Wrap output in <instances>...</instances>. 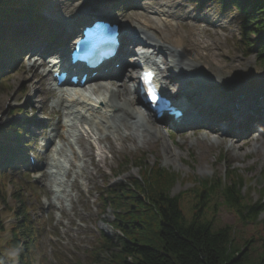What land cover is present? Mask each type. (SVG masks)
Returning a JSON list of instances; mask_svg holds the SVG:
<instances>
[{"label":"rangeland","instance_id":"374dc122","mask_svg":"<svg viewBox=\"0 0 264 264\" xmlns=\"http://www.w3.org/2000/svg\"><path fill=\"white\" fill-rule=\"evenodd\" d=\"M161 1L162 3L166 2V0ZM151 2L152 0H107L99 10L104 15L115 18L116 21L122 24V28L129 32L140 28L135 17H141L146 13H150ZM174 2L177 4L174 11L179 15H187L188 18H181L179 20L180 26L177 27L178 35H174V33L164 34L165 36H171V39L175 41L178 37L185 38V31L187 30L185 25L190 28L191 23L195 25V36L188 39L189 41L185 42L186 46L184 45L188 55L193 54L197 41H206L210 44L216 42L225 48L224 52L226 56L235 57L243 63L236 69L235 66L233 68L226 67L225 69L230 71L235 70L234 76L236 78L243 72L247 73L248 76L264 74V65L258 60L257 53L245 50L242 40V17L237 14L235 9L232 8L226 13H222L220 6L216 2L208 3L204 7H197L190 0H174ZM41 3L42 11L40 14L49 20V22L45 20L49 27H56L55 20L63 16L72 15L75 8L81 5L78 0H41ZM188 19L194 21L191 22ZM205 29L215 32L218 35V39L215 41L206 33L204 34ZM150 44L153 49L164 53L166 46L164 44L160 45L158 38L154 34L150 38ZM191 47L193 50H191ZM168 57L170 68L174 70L175 75H178L177 71L181 70L182 65L179 64L178 69H176L173 67L174 63H176L174 58ZM190 60L193 64V60ZM183 62L187 63L186 60H183ZM133 64L131 60L126 61L127 68L120 72V76L118 75L119 80L116 81L123 79V75L125 77L126 71H129ZM29 66L30 62L22 60H19L18 63L12 66V70L9 73V83L7 84L12 89L0 92V115L4 116L0 120V126H7L6 124L15 119L24 122L25 114L21 116L15 114L11 118V113H16L21 108L26 110L27 117L33 120L28 125L31 126L30 131L32 127L33 129H37L32 134L28 133L31 136H28L26 143L28 146H31V150L32 148H36L35 152L42 156L49 151L42 147L48 144L47 140L55 138V129L59 130V136L62 132V123L64 122L62 118L65 114L61 112V102L65 101V99L62 96H55L54 88L50 86L49 81L48 84L46 82L47 79L44 71H40L41 73L38 71L31 72L27 70ZM209 69L211 72L209 73V77L215 79L214 76H218L219 73H214L216 71L211 66ZM222 70L225 71L224 68ZM163 78L167 80L166 77ZM227 78H232L230 77V73H227ZM184 79L186 83V78ZM107 81L102 80L96 84H102ZM40 84L42 85L39 86ZM40 88L43 89L40 90ZM32 100H34L33 103ZM7 101H10V108L1 114L2 107H4ZM29 101H31L30 104ZM64 104L66 106L67 103L64 102ZM135 106L139 112H144L139 105L136 104ZM144 113L146 114V112ZM158 125L163 129L162 132L164 131V139H166L165 141L172 155L170 158L166 156L163 150L162 144H165L163 139L158 140L155 137L147 144L136 138L135 144H126L119 154L114 155L106 148L105 144H102L98 140L100 137L110 134L106 128L103 127V130L99 132L96 131L94 124L93 126L89 123L79 125L81 138L89 140L95 146L93 153L97 159L105 160L106 162L102 163L101 172L89 164L84 148L78 146L73 139L69 137L68 143H61L58 141L59 139L56 138L57 140L55 141L53 138L55 143L57 142L56 147H64L67 159L61 158L60 162L65 167H70V170L69 174L62 173V176L58 177L61 187L59 188L60 193L57 192L56 197L59 196L60 200H56L54 208L48 207L49 210L45 212L43 206H47L51 194H49V190L43 184V179H41L39 184H36L32 180L34 174L42 176V173L38 171L40 167L37 166L33 174H30V171H27V168H24V166L22 170L19 169L18 172H14L16 176L19 173L24 174V178L17 176V179H19L18 183L20 186L25 185L26 191L24 194L30 199V215L38 217L40 220V230L36 239L39 250L38 258L41 259L42 264H87L92 260L93 253L102 234L113 238L117 235L116 230H113L110 226L114 220L113 211L108 208L103 215L101 195L103 192L106 193L108 188L126 183L134 177L139 176L136 169L130 170L119 179L114 176V173L119 170L120 164L127 159L135 160L140 157H146L145 159H147L149 164L160 161L163 168L172 170L185 177L190 175L196 178L206 177L207 175L223 177L227 176L229 171L236 169L239 170V173L243 177L244 192L249 194V201L255 203L264 194L261 191L262 188L250 181L264 172V154L261 153V145L263 144L259 140H264V131L259 130V134H255L258 140L254 142L252 147H247V150L243 154H237L236 157L232 152L228 151L227 147L229 143L227 145L221 144L219 142L220 139L217 140L215 135H211V146L204 151L205 155L201 158L198 153L199 146L196 147L192 144L198 136L190 134L186 138L184 135L191 131L180 130L175 132L168 124L158 123ZM229 136H223L221 132L218 134V138L225 137L227 142L233 141L230 139L232 137ZM70 144L78 154V160L76 155H73ZM49 155L50 152L48 153ZM221 156L224 158V161H220L219 158ZM42 163L45 162L41 161L39 165ZM15 175H13V178ZM75 181L78 182L80 190L73 187ZM192 189L193 183L191 182L185 185L178 184L173 189L172 196H177L184 192L192 195L194 194L192 193ZM8 193L13 195L14 188L9 187ZM39 197H41V201ZM53 199L54 197L51 198L50 202ZM183 211L189 217L188 200L183 204ZM217 214L215 218L216 228L218 230L231 228L241 247H244L248 240L254 239L253 247L255 251L252 253L256 256L261 248V238L264 237L263 227L251 222L243 224L233 212L225 208L219 209ZM0 215L7 230V233L2 236L1 247L5 251L2 254L0 264H17L15 258L11 255V251L5 247V242L11 237L12 226L17 224L15 215L2 211L1 207ZM263 218L264 213L261 216V220ZM122 233L126 237H129L126 230H122Z\"/></svg>","mask_w":264,"mask_h":264},{"label":"trees","instance_id":"16d2710c","mask_svg":"<svg viewBox=\"0 0 264 264\" xmlns=\"http://www.w3.org/2000/svg\"><path fill=\"white\" fill-rule=\"evenodd\" d=\"M200 4L210 0H195ZM222 10L235 7L242 16V40L246 51H255L264 65V0H215ZM41 0H0V92L11 90L10 71L5 64L16 56L25 41L20 31L7 28L12 22H29L30 28L45 30L39 22ZM17 36V41L13 36ZM9 70V71H8ZM28 122V121H27ZM25 124L0 128V205L6 212H13L17 224L12 228V241L6 247L17 264H42L36 244L37 218L31 217L24 192L17 178L10 172L26 160ZM146 157L125 160L114 173L117 179L136 169L139 176L130 181L108 188L101 195L103 215L108 208L113 211L111 228L115 237L101 235L93 258L87 264H264V237L256 256L252 252L253 240L241 247L231 228L217 229L215 218L218 210L233 212L243 224L249 222L263 227L264 194L253 203L244 192V180L239 170L229 171L226 180L219 176H182L153 164ZM220 161H224L221 156ZM264 192V172L250 180ZM193 183L192 195L188 192L172 196L178 185ZM9 186H13L15 208L7 204ZM188 200L189 217L184 214L183 204ZM122 216V218H121ZM122 230H126V237ZM4 225L0 220V262ZM250 248V249H248ZM80 264V263H76Z\"/></svg>","mask_w":264,"mask_h":264},{"label":"bare ground","instance_id":"6f19581e","mask_svg":"<svg viewBox=\"0 0 264 264\" xmlns=\"http://www.w3.org/2000/svg\"><path fill=\"white\" fill-rule=\"evenodd\" d=\"M78 1H80L81 4L79 7L80 9L84 11L88 8L86 1ZM151 4V12L146 13L141 17H135V20L138 22L139 27L142 28L148 36H151V33H153L158 38L159 44H164V46H166L164 53L160 50H155L156 55L160 58L162 64V69L158 67L157 68L159 69L160 75L167 78L166 88L169 91L171 97H173V99H175L178 103L189 107L190 112L187 117L188 124L186 127L191 129V132L185 134L184 136L186 138H188L190 134L193 136H198L192 144L196 147L199 146L198 153L201 158H203L205 155L204 151H206L211 146V135H215L217 140L220 139L219 142L221 144L227 145L229 143L227 149L228 151L232 152L235 157L237 154H243L247 150V147H252L254 142L258 140L255 137V134L258 132V130H264V103H262L260 99V94H264V90H262L264 89V74L248 76L247 73L243 72L236 78L234 76L235 70L230 71L225 69L226 67L233 68L234 66L236 69L243 63L238 61V59L235 57L233 58L226 56L224 52L225 48L216 42L210 44L206 41H197L196 48L193 50L191 47L193 54L188 55L187 53V56L184 59L188 64L183 62V57L176 55L174 53V49L180 46L183 47L185 42L189 41L188 39L195 36V25H192L191 23V28L185 25L187 28L185 31V38L178 37V39L174 41L171 39V36H165L164 33H174V35H178L177 27L180 26L179 20L181 18H188L187 15H179L174 11V7L177 5L174 0H167V6L164 7L161 5V0H152ZM79 8H75L72 16H67L69 17L68 22L62 20L59 22V24L56 23V26L58 27H61V24L63 23L69 24L70 32L68 33L67 37L72 35V33H75V26L81 19L76 15V11ZM188 20L191 22L194 21L192 19ZM140 28H138V30H141ZM54 31L60 32L61 29L59 30L58 28V30ZM136 32L137 30L132 31V35H134ZM205 33L215 41L218 39V35L215 32H211V30L205 29L204 34ZM184 54H186V52ZM168 56H170V58L177 59L173 67L178 69L180 64L182 65L181 68L183 67V69H185H179L177 71L178 77H176L175 73L170 70L171 68ZM130 59L131 58L127 57L126 61H129ZM190 59L193 60V64ZM210 66L216 71L214 73H219L218 76H214L215 79L209 77V73H211L209 69ZM223 68L225 71L222 70ZM137 71L138 70L136 66L131 67L129 71H126L125 77L123 75V79L120 81L116 80H119L118 78L121 73L112 71L109 81L102 84H95L93 86V93L98 96L96 98L97 100L105 102L107 101L106 96L110 95L113 97L111 112L113 110L120 109V112L115 116L117 117L116 119L110 121L104 114L96 115V113H91L89 116L87 115L88 117H86V120L83 123L89 121L94 123L96 121L94 118H98V121L95 123V128L96 131L99 132L103 130V124L108 126L107 130L111 132L110 135L108 134L104 137H100L98 140L102 144H105L106 148L114 155L119 154L124 149L126 144L134 143L136 138L147 144L152 141V136H154L158 140L163 139L165 142V144H162L163 150L166 156L170 158L172 155L170 154L168 144L165 141L166 139H164V131L162 132L163 129H161L160 125H158V123L161 121H158L154 115L145 114L141 111L139 112L135 106L136 102L138 101L135 88V83L137 82ZM227 73H230V77L232 78H227ZM183 78H186V83L183 82ZM46 82L48 84L47 80ZM41 85L42 84L39 86ZM42 89L43 88H40V90ZM190 94L195 95V97L199 96V98H197L194 103V107L189 104L191 102V99L189 98ZM202 97L205 98L202 99ZM77 98L78 102H88L92 100V98H87L83 93L77 92L70 99V102L73 103ZM239 98L240 103L246 102L245 105L249 106L250 108H254V110L245 111L244 106L238 108H223V105H230L234 102V100ZM205 99L207 102L204 104ZM33 102L34 100H32V103ZM64 102L69 103V101L68 99H65V101L61 102V112L65 114V117L68 106L66 107ZM30 103L31 101H29V104ZM5 105L2 107L1 114L2 112H5ZM217 105L221 106L219 111H215L212 108V106L215 107ZM79 110L85 111L88 110V108L83 107L79 108ZM70 111H68V113ZM128 113H131V115L137 117L136 123L138 126L141 122L143 123L141 130L137 129L138 126L134 125L135 122L130 120ZM122 114L123 117L120 118L119 116ZM73 115L79 116L81 114L74 112ZM232 118L235 119V122L231 126L232 132H229V134H231L229 137H232L230 139L233 141L227 142L225 137L218 138V134L222 131V127L220 128V126L226 125V121L231 123V120L227 119ZM249 122L250 127L247 128V132L244 130V127H247ZM77 125L78 123L76 118L73 120L71 130L77 128ZM54 133H56L55 137L58 138L59 130L55 129ZM259 140L261 141V144H263L261 145V153L264 154V140ZM65 141H68V139H65ZM76 144L84 148L86 154L85 156L88 158L89 163L101 172L102 163L106 162L105 160L97 159V157L94 155L93 151L95 146L85 138H77ZM52 154L58 156L60 154V150L57 149L56 152H52ZM46 160V166L50 167L51 171H45L42 178H44L45 181L49 183L55 178L54 172L60 173L62 169L56 160L52 159V157L47 156ZM44 167L45 166L41 167V172L43 171ZM50 173L53 174L51 178ZM73 187H75L77 190H80L77 181L74 182Z\"/></svg>","mask_w":264,"mask_h":264}]
</instances>
